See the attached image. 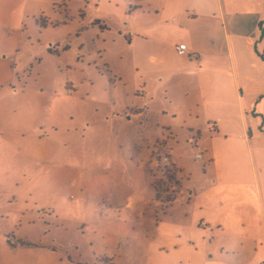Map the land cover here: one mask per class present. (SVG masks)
<instances>
[{
  "label": "rangeland",
  "instance_id": "obj_1",
  "mask_svg": "<svg viewBox=\"0 0 264 264\" xmlns=\"http://www.w3.org/2000/svg\"><path fill=\"white\" fill-rule=\"evenodd\" d=\"M61 2L3 63L28 90L0 81V264H144L153 193L202 180L196 123L163 73L136 71L123 0Z\"/></svg>",
  "mask_w": 264,
  "mask_h": 264
},
{
  "label": "crops",
  "instance_id": "obj_2",
  "mask_svg": "<svg viewBox=\"0 0 264 264\" xmlns=\"http://www.w3.org/2000/svg\"><path fill=\"white\" fill-rule=\"evenodd\" d=\"M61 1L0 0V81L9 79L15 100L28 79L15 81L3 63L30 39L28 17L44 28L60 25L46 10ZM123 2L121 36L139 48L136 71L163 73L156 83L188 107L202 165L199 186L185 178L171 200L153 193L144 264H264V0ZM10 41L15 47L1 45ZM180 44L198 58L178 55Z\"/></svg>",
  "mask_w": 264,
  "mask_h": 264
},
{
  "label": "built area",
  "instance_id": "obj_3",
  "mask_svg": "<svg viewBox=\"0 0 264 264\" xmlns=\"http://www.w3.org/2000/svg\"><path fill=\"white\" fill-rule=\"evenodd\" d=\"M175 50H176V53L178 55H180V56L185 55V54L188 53L187 49H186V46L184 44H180V45L176 46ZM188 54L194 59L198 58V55L195 54V53H188ZM199 158H201V153L197 152L195 154V159H199Z\"/></svg>",
  "mask_w": 264,
  "mask_h": 264
}]
</instances>
